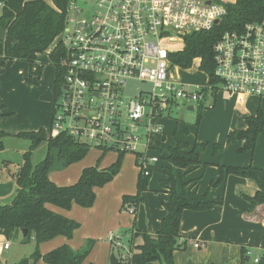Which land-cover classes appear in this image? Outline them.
I'll return each instance as SVG.
<instances>
[{
  "label": "trees",
  "instance_id": "1",
  "mask_svg": "<svg viewBox=\"0 0 264 264\" xmlns=\"http://www.w3.org/2000/svg\"><path fill=\"white\" fill-rule=\"evenodd\" d=\"M226 7V13L219 23L209 30L194 31L183 37L180 50L171 52L169 57L173 64L181 68H189L194 59H199V69L212 75L213 45L225 30H241L245 23L264 22V0H218ZM65 0H0V25L7 35L14 41H0V59L34 62L37 54L46 50L64 26ZM61 47L56 45L49 52L51 64L55 67L53 81L54 99L59 95L63 84V73L59 67ZM55 101V100H54ZM1 117V115H0ZM246 127L232 130L226 136V142L243 144L238 152L253 151L259 135H264V114L258 106L254 115L245 118ZM9 134L0 130V151L4 149V138ZM16 137L29 141L28 149L23 153V161L15 173L12 174L15 183V195L10 204L0 205V233L7 239L16 238L21 234V242L33 241L32 252L21 258L15 264H35L42 260L47 264H80L90 252L94 243L87 239L80 250H72L63 244L46 253L39 251L41 242L50 240L58 235L70 238L79 223L56 212L51 211L46 204L67 209L73 203L81 207H90L95 201L94 188L102 187L110 182L119 172L126 150L96 145L100 149L94 165L81 170L78 179L69 185H57L49 179V172L58 159L63 167H67L83 159L89 152L91 145L77 141L67 132H60L54 136L40 128L37 131L18 132ZM174 145H161L167 152L166 161L170 167L162 170L164 177L160 180L169 198L163 202L165 211L160 225L154 234L139 230L132 222L131 237L128 241L130 255L122 257V249L114 242H110L111 253L117 262L114 264H174L173 253L182 249L184 242L179 241L181 215L184 210L206 211L223 203L222 197L211 198L208 193H198L188 184L192 179L187 178L188 168L203 165L200 160L201 152L207 143L188 142L175 137ZM42 142L47 144L45 157L36 164L31 162V153ZM160 149V147H159ZM56 153V157L53 155ZM108 151L117 152L115 160L108 166L99 167L100 161ZM222 151V145L214 143L213 154ZM135 153V163L140 168L137 174L136 192L124 194L121 197V207L133 204V217L136 216L138 206L143 200L142 193L147 190L148 176L143 174L138 158L143 153ZM219 176L210 182L216 186L230 174L253 181L256 190L252 195L241 194L249 203V210L255 206L264 205V165L256 167L218 165ZM175 170V174H174ZM179 183L180 187H177ZM26 230L23 234L22 232ZM140 236L142 242L134 245V239ZM121 241V239H120ZM242 248V260L244 257ZM244 257V258H243ZM111 264V263H109Z\"/></svg>",
  "mask_w": 264,
  "mask_h": 264
},
{
  "label": "built area",
  "instance_id": "2",
  "mask_svg": "<svg viewBox=\"0 0 264 264\" xmlns=\"http://www.w3.org/2000/svg\"><path fill=\"white\" fill-rule=\"evenodd\" d=\"M225 13L218 0H65L64 26L56 36L63 84L50 135L64 131L89 145L134 151L141 133L161 132L156 120L172 103L202 104L219 90L264 98L263 21L221 34L213 45L212 75L202 71L205 85L186 89L170 73L169 55L182 48L184 35L211 29ZM130 79L152 89L127 100ZM138 160L149 174L146 165L155 158L143 153ZM125 210L133 214L134 205ZM107 239L122 247L120 236L109 232Z\"/></svg>",
  "mask_w": 264,
  "mask_h": 264
},
{
  "label": "crops",
  "instance_id": "3",
  "mask_svg": "<svg viewBox=\"0 0 264 264\" xmlns=\"http://www.w3.org/2000/svg\"><path fill=\"white\" fill-rule=\"evenodd\" d=\"M49 64H51L50 59ZM39 68H41V71H39ZM54 77L55 67L50 78L44 74V65L39 64L37 59L34 62L5 60L3 63L0 59V130L7 132L9 134L8 137L15 136L18 132L37 131L40 128L47 131L48 127L51 126L53 114L51 109L54 95ZM224 95L226 96L225 93ZM231 98L235 103L232 111L233 119L224 127L223 134L221 133L219 138V142L224 145L223 151L217 155H212L211 145L213 143H208L209 145L201 152L199 158L201 162L211 164L208 166L199 165L188 168L187 173V177L195 179L188 185L190 189L198 193L207 191L211 198L223 196V204L206 211L184 210L180 222L179 241L187 242L191 240V242L193 241V247L195 248L194 243H196L198 245L196 248L198 249H200V245L207 244L203 256L207 261L214 262L215 264H239L240 249L236 244L249 245L251 249L253 247L264 252V205L260 204L249 210V203L240 195L241 193L252 195L256 190L255 183L253 185L249 179L229 175L222 184L210 188V181L218 177L216 164L237 166H246L249 164L261 166L264 164V143H257V151H254L253 154L250 152H236L237 147L243 144V140L223 143L229 131L241 130L246 127L245 118L255 114L262 100L254 96L239 97L234 95V98ZM261 108L264 114V107ZM156 134L159 136L156 135L155 139L161 142H158L156 146V143H153V146L157 147L166 156L167 152L164 149H159V147L161 145H174V143H166L163 133ZM5 138L3 139L4 149L6 148ZM181 139L186 140L182 137ZM21 140L23 139L21 138ZM186 141L191 142V140ZM43 143L47 147L46 142H42L41 144ZM28 145L20 143L21 149H26ZM22 152L24 151L21 150L20 153ZM147 152V150L144 152L145 156ZM100 153L101 150L97 149L94 158L90 161L86 159V155L80 161L60 170L62 171L61 173H52L50 171L48 174L49 179L57 185L74 183L84 167L95 164V159ZM116 155L117 152L108 151L100 161L99 167L108 166L115 160ZM10 161L9 159H2L3 166L9 164ZM133 161L136 172L132 174L127 190L116 189L122 177L124 169L123 161L119 172L110 182L102 187L94 188L95 201L92 206L81 207L73 203L69 208L64 209L46 204L51 211L77 221L79 226L73 231L70 238L58 235L50 240L41 242L39 244V251L46 253L63 244L68 245L72 250H77L85 240L92 239L95 243L80 264H109L111 247L107 239L109 232L113 233L114 229L121 226H131L133 222V214L121 207L122 195L135 193L138 167L135 163L134 154ZM148 164L146 167L149 173H151ZM163 167L160 168V171H162ZM5 172L10 174L9 170H5ZM15 172L10 174L11 177L9 175H3L0 177V181L11 180L13 181L14 188L15 183L12 174ZM160 177L163 178L164 175L162 174ZM163 191L166 196L165 199H161L160 196L152 198V205L149 209H144L145 206L142 204L138 208L137 214L133 219L135 218V225L139 230L154 234L159 228L160 220L165 214L163 202L169 198L167 190L164 189ZM118 236L120 235L118 234ZM16 238L19 246H27L23 248H27L26 250L30 254L33 250L32 248H34L33 241L22 243L21 234ZM6 239L0 233V257H3L0 258V264H15L23 256L20 255V251L18 256H16V253L8 252L11 249V244L5 248L4 243L8 242ZM141 242L142 239L138 236L134 240V245L140 244ZM180 250L177 249L173 253L175 264H183L186 257V253L184 254ZM247 251L251 252L248 249ZM4 254L5 256H3ZM246 259L250 258L246 256ZM254 259H252L254 263L259 262V259L257 262ZM35 264L47 263L38 260ZM188 264H191L190 261Z\"/></svg>",
  "mask_w": 264,
  "mask_h": 264
},
{
  "label": "rangeland",
  "instance_id": "4",
  "mask_svg": "<svg viewBox=\"0 0 264 264\" xmlns=\"http://www.w3.org/2000/svg\"><path fill=\"white\" fill-rule=\"evenodd\" d=\"M229 1H234V0H229ZM57 43H58V37H55L54 40L49 45V47L43 52L38 53L36 57V59L38 60V63L44 65V74L50 78L52 76L54 67L53 65L49 64L48 55H49V52L52 50V48L57 45ZM198 66H199L198 58L194 59V61L192 62L189 68H181L172 63V67L170 68V73L175 79H178L179 81L183 82L184 88L191 89L192 86L194 85H205L206 83L205 75L203 74L204 72H202V70H200ZM39 71H41V68H39ZM151 89H152V84L149 82L130 79V80H127V82L124 85V96L127 100L134 99L136 98L139 91H150ZM224 93L226 94V96L224 95ZM231 97L234 98V95L229 94L225 91L219 90L216 92L215 96L212 95L211 97H208L207 100L203 101L202 104L190 103L187 101L186 102L178 101L177 103L170 104L156 120V123L161 126V133L165 135V139H166L165 142L169 144L175 143V140H174L175 137L177 138L180 137V139L182 137L186 140H191L190 143L184 140L188 142L190 145H193L195 142H205L207 143L206 145V148H207V146L209 145L208 143H213L211 145L212 155H214L213 154L214 143L221 144L222 151H223L224 145L221 142H219V138L221 136V133L224 131V127L230 122V120L233 119L232 111L234 109L233 106L235 103ZM261 99L262 100L259 105L261 107H264V98H261ZM54 100L55 99L53 95V103H54ZM53 103H52V109H53ZM190 106L192 108H189ZM52 109L51 111L53 113ZM146 123L147 121L144 119L141 123H139V125H145ZM46 132L48 135L50 134V127H48ZM156 135H157L156 133H151L149 137H147L145 134L141 133L140 140L138 141L135 147V150L134 151L126 150L127 153L124 155V158H123L124 159L123 160L124 169L122 172V177L120 181L118 182V188L116 189H126V190L129 188V181L131 179L132 174H135L136 172L135 167H134L135 164L133 161V154L135 155L134 152L144 153L147 150L148 151L146 153L147 159L149 160V159L155 158V160H153L151 163L148 164L151 169V173H149V176H148V187H147V190H145L142 193L143 200L139 204L138 208L142 204L145 206L144 209H149L152 205V198H156L159 196L161 197V199L166 198L164 191H163L166 188L161 186L160 184V180L162 179L160 176L163 174L162 171H160V168L164 166L163 167L164 169L165 167H170V165L167 163L165 156L163 155V152L159 151L158 148L155 147L158 142H161L155 139ZM20 143H23L24 145H28L29 141L24 140V139L21 140V138H16L15 136H10V137L7 136L5 138L6 148L4 149L2 153H0V177H2L3 175L10 176V174L12 172H15L21 165L23 161L22 155L28 149V147L26 149H21ZM153 143L154 144L156 143L155 146H153ZM223 143H227L226 136H225ZM257 143H264V135L258 136L256 140V144H255V149L253 151H245V152H250L251 154H253L254 151L256 152L257 147H258ZM145 144L147 145V147H145ZM95 146L96 145H91V148L89 152L87 153L86 159H88L89 161L92 158H94L97 152V149L95 148ZM241 146L237 147L236 149L237 153H239L237 150ZM161 147L163 146H160V149H162ZM20 149L23 150L24 152L20 153L21 152ZM46 152H47V147L43 143L38 148L32 151L31 162L33 164L38 163L40 160H42L45 157ZM53 155L56 157V153L54 151H53ZM56 158L54 159V162L52 164L50 171H52V173L53 172L61 173L62 171L60 170H63L65 167H63L61 165V162ZM97 158L95 159V161L97 160ZM2 159L11 160L9 164L5 165L6 169H5V166H3L2 164ZM206 163L208 165L211 164L208 162ZM218 165H230V164H216L217 168H218ZM263 165L264 164H262L261 166H256V167H262ZM231 166H237V165H231ZM253 166L255 165L253 164ZM5 170L6 171L9 170L10 174H7ZM139 170L140 168L138 167V171ZM174 174H175V170H174ZM218 176H219V168H218ZM187 178L192 179L189 177ZM192 180L194 181L195 179H192ZM252 184L254 185L253 181H252ZM216 186H210V188L216 187ZM177 187L178 188L180 187L179 183L177 184ZM187 188L189 187L187 186ZM135 192H136V188H135ZM204 192L208 193L207 191H204ZM241 194H245V193H241ZM14 195H15V186L10 193L0 196V205L10 204L14 198ZM218 197L223 198V196H218ZM132 220H133V217H132ZM131 228H132V223H131V226H128V227L121 226L113 230L114 235H118V234L120 235V239L122 243L121 249L123 253L122 257L123 256L128 257L130 255L128 241L130 240V237H131ZM6 240L9 242V244H11V249L8 252L16 253V256H18L19 251H20V255H22L23 257H26L29 255L28 253L29 251L27 252L26 250L27 248L26 249L23 248L27 246H22V247L19 246L17 238L12 237ZM85 241L81 245V247L77 250H80L84 246ZM236 245L239 246V249H240L239 264H264V252L262 250H259L253 247L251 249L249 245H245V244H236ZM206 246L207 244L200 245V249H198L196 247L195 248L193 247V241L191 242V240H188L187 242H185V245L180 250V252L184 254L186 253V257L183 261V264H188L189 261L191 264H207L209 261H207V259L203 256V253H205V250H206ZM242 248H244V251H245L244 257L248 256L250 259H245L243 257L244 260H242ZM247 249L249 251L251 250V252H248ZM110 254H111V247H110ZM3 256H5V254ZM0 258H3V257H0ZM253 258L259 259V262L254 263L252 261ZM208 264H215V263L209 262Z\"/></svg>",
  "mask_w": 264,
  "mask_h": 264
},
{
  "label": "water",
  "instance_id": "5",
  "mask_svg": "<svg viewBox=\"0 0 264 264\" xmlns=\"http://www.w3.org/2000/svg\"><path fill=\"white\" fill-rule=\"evenodd\" d=\"M0 41H7L9 43L14 41L13 37L6 34L5 30L1 27V25H0ZM189 108H192V107L190 106ZM12 190H13V181L11 180L0 181V196L8 194ZM25 232L26 230L24 229L22 233L24 234ZM109 260L111 264H114L117 262V258L113 253L110 254Z\"/></svg>",
  "mask_w": 264,
  "mask_h": 264
}]
</instances>
